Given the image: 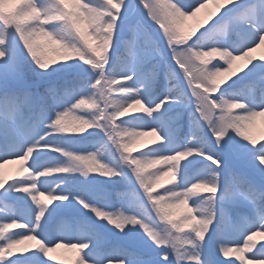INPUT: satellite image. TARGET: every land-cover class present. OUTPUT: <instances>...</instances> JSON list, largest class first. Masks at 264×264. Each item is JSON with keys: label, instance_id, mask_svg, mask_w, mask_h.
Wrapping results in <instances>:
<instances>
[{"label": "clouds", "instance_id": "1", "mask_svg": "<svg viewBox=\"0 0 264 264\" xmlns=\"http://www.w3.org/2000/svg\"><path fill=\"white\" fill-rule=\"evenodd\" d=\"M209 5L212 10L200 18ZM10 39L17 42L35 74L48 81L41 96L55 97L63 91L64 82L49 80L62 70L85 66L92 74L80 89L82 94L59 110L53 109L45 124L49 131L18 149L22 154L13 157L19 161L17 174H23L19 179L25 182L22 190L31 195L37 180L56 174L78 175L85 181L91 177L128 179L130 174L129 183L135 187L112 193L120 202L116 209L122 210L106 211L96 203L84 204V208L118 233L142 234L160 250L165 264H201V249L218 213L222 219L234 214L236 235L216 241L220 257L232 264H264V154L254 156L261 183L235 174L221 192L220 173L215 170L221 167V160L208 156L215 169L181 185V161L193 153L199 155L202 148L160 154L154 146L162 145L165 138L156 127L125 120L138 115L154 120L153 114L169 98L176 104L194 103V116L207 125L217 147L231 133L251 146L254 155L253 150L264 145V0H17L15 5L0 0V49L6 50ZM5 59V51H0V60ZM160 71L166 94L149 106L144 98L147 77ZM241 80L239 87L230 86ZM10 93L31 95L21 86L5 89L0 96ZM24 115L21 107L7 118L14 121ZM258 121L261 127L254 135ZM90 129L102 132L106 143L86 152L48 144L45 147L63 157L62 162H49L35 171L34 165L29 166L45 137L80 136ZM145 135L153 139L140 147ZM112 150L113 158L106 159ZM5 184L0 176V188ZM158 188L163 189L162 194ZM42 195L45 193L32 196L36 205L32 231L49 207L40 201ZM62 198L47 193L49 201ZM237 198L252 216L230 206ZM181 207L183 211H178ZM26 226L15 219L0 224V262L9 264L16 255L14 248L34 241L35 249L49 259L57 248L74 249V264H89L85 257L92 241L83 233L77 234L78 242L64 234V239L50 246L31 232L6 235L10 229ZM126 259L93 260L92 264H126Z\"/></svg>", "mask_w": 264, "mask_h": 264}, {"label": "rangeland", "instance_id": "2", "mask_svg": "<svg viewBox=\"0 0 264 264\" xmlns=\"http://www.w3.org/2000/svg\"><path fill=\"white\" fill-rule=\"evenodd\" d=\"M211 10L212 6L209 5V8L200 14V18H203V15L206 14L207 11ZM161 47H163L162 42ZM5 51L6 59L0 60V92H2V86H9V83H11L13 79L18 76L17 74H19L20 69L16 64L15 58L20 53L21 67L23 71L25 68L22 58V50L19 48L17 42L14 39H10L7 42V48ZM164 55L165 58H167L166 51ZM109 66L111 67V62ZM78 69V71L84 69H86V71L88 70L85 66H80ZM29 70L33 71L34 67L30 66ZM86 71H81V73H85ZM91 75L92 74L88 70V72L84 75L85 77L78 80V89L72 95V97L64 100L58 106L53 107L51 111L46 110L43 107L38 97L36 99L33 97L35 91L34 88L31 87L28 88L31 92L30 96L22 95L20 97L15 93H10L6 96H0V155L4 154L6 151L11 152L17 149H22L24 145L30 144L34 139H37L39 136L49 131L45 127V124L52 118L53 109L59 110L60 108L71 103L72 100H74L77 96L82 94L80 89L86 86V83ZM160 77L162 82H165L163 71H161ZM247 78L252 79L251 77H245V79ZM237 84H231L230 82V86ZM165 90L166 87L164 88V93L162 92L158 94V92H156L155 94L151 95L148 91V88H146L144 94L145 102L154 104L166 94ZM24 104L29 106L31 114L25 113L23 118L17 116L14 121H9L7 114L16 113L17 109L21 108ZM172 104L177 106V109H173L167 115V118L163 117V110L160 113L153 114L154 117H160L158 122L155 119L152 120L139 115L134 117H126L125 120H131L144 127H155L158 123L159 131L165 139L162 145H157L154 147L158 148L162 154H171L178 150H182L185 147L196 148L190 147L188 145L185 134L183 137H180V134L174 133V130L170 128L169 123L167 122L169 116L177 117L181 114L186 115V120L184 121L185 133L190 131L191 126L193 123H195V121L199 123V126L203 128V134L201 137H204L205 140L210 142L208 149L203 151L218 157L221 160V167L219 169H215V166L212 165L209 160L204 159L202 156L193 154L187 159L181 161V185L191 183L196 179L207 176L208 172L212 169H215L220 173L219 184L221 192L224 191L225 187L223 177L225 172L227 174H231V172L234 174H239V172H241L246 177L253 179L257 183L262 182L261 170L258 161H256L253 157L252 151H249L251 146H246L245 142L235 138L230 133L229 136L221 142V146L217 147L207 125H205L203 121H199L196 117H193L194 111L190 105H187L188 102L186 104ZM179 106L182 107L183 110H180ZM193 106H195L194 103ZM190 114H192L191 118H189ZM260 127L261 125L258 121L257 127L253 129L254 135ZM71 138L72 136L67 137L66 139ZM152 139L153 137L151 135H145L144 137H141L139 146L142 147L144 143H151ZM41 143H58L72 151L86 152L94 151L96 148L101 147V145L106 143V138L104 137V134L98 129H90L83 135L77 136L76 145L73 147H69L68 144L60 140L57 135L49 136L46 140L41 141ZM111 153L114 154V150H112ZM134 155H138V153H134ZM13 159L14 158L7 159L11 161L9 163H3L0 161V164H2V166H0V176L5 178L6 184L11 183L16 179H23V174H17L19 161L15 160L12 162ZM106 159H112V157L109 156V153H106ZM62 160L63 157H60L57 153L42 151L39 153H34L32 159L30 158L29 162L34 165L35 171L46 166L49 162H62ZM200 161H204L205 163H200ZM124 171L127 174V169H124ZM56 175L58 176V174ZM57 176L48 178L46 182H42L40 184V188L41 190H54L55 194L64 195L67 197V199L64 201L50 202L46 200L47 193H45L44 197H41V199L45 200V203L49 206L40 226V236L42 238L46 239L49 243H54L57 240L64 239V234H68V236L71 238V242H78L77 234L87 233L93 237L89 249L86 250L87 255L85 258L89 261V264H92L93 260L103 261L106 259L124 258L122 253H113V247H116V249H121V245L135 249V251L139 253L138 255H141L139 258L127 259L126 264H128V261H131V264H165V262L160 259V250L156 249L150 243H147L142 234L138 232L127 231L126 234L118 233L115 229L108 226L104 221L97 220L90 211L82 207L81 204L75 199L80 198L87 203H96L98 206L103 205L106 211L122 210L116 209L117 207H120V204L111 206V197L109 196H111V190H126L129 187H135L134 183H129L131 179L130 174H128V179L114 178L112 181H108L100 177H91L88 181H85L78 176L74 188L67 189H64L58 185L56 180ZM162 183H166V178L162 180ZM81 185H84L89 189L88 191L91 194V197L94 199L93 201L86 200V198L82 197L81 192L79 191ZM158 190L161 192V194L163 193V189L158 188ZM94 193L104 197L106 202H99L96 200ZM192 203H195V201H192ZM6 206L14 210V214L18 219L29 223L31 222L36 211V205L32 203L28 195L12 191L11 187L0 191V207ZM230 206L238 207L242 211L248 212L249 216H252L251 210L242 202H240L239 198H237L234 205ZM0 211L3 210L0 209ZM178 211H183V207L178 209ZM5 223H11V221L0 220V224ZM237 227L238 222L234 214L231 216H225L222 219L218 213L217 222L213 225L212 233L210 237L206 238L201 249V260L203 261V264H228L227 261L220 257L217 250V236L218 234L234 236L236 235ZM92 229L95 231H101L103 233L102 237L104 239H97V237L91 232ZM15 231H18V229H10L6 235H11V233ZM65 242H68V240L65 239ZM105 244H109L110 246H105ZM24 248L32 250L21 254ZM13 251L16 253V255L10 257L9 264H11V261L22 260L26 257V255L30 254L29 252L32 254L27 260V264H74L76 258L74 249L65 248H57L55 251L50 252V259L48 257H44L39 252V250L35 249L34 241H25L24 245L14 248Z\"/></svg>", "mask_w": 264, "mask_h": 264}, {"label": "trees", "instance_id": "3", "mask_svg": "<svg viewBox=\"0 0 264 264\" xmlns=\"http://www.w3.org/2000/svg\"><path fill=\"white\" fill-rule=\"evenodd\" d=\"M10 3H12L13 5L16 4L17 0H10ZM21 53L16 56L15 60H16V64L18 66V68L20 69L19 74H17L18 76L15 77L13 79V81L11 83H9L11 87H21V86H25L27 88H34V90H37V92L39 93H43L44 87L46 85V83L48 81H44L41 80L40 77H38L34 70L30 71L29 67L32 66L30 62H28L25 58L24 55L22 53V58L24 61V71L21 67ZM34 67V66H33ZM78 68H68L65 70H62L58 73H56L53 77H50L49 80H57L59 82H64L63 83V91L61 93H58L55 97H50V96H42V99L44 101V104L48 107L51 108V106L53 105V103L51 102L52 100H55V102H60L61 99L63 98H68L72 91L76 90L77 88V83L74 80L73 75L76 73H81V71H86V69L84 70H80L78 71ZM78 71V72H77ZM88 71V70H87ZM86 71V72H87ZM160 73L161 71L156 74L155 76H148V91H154L155 89H160L162 86V79L160 77ZM250 78H247L245 80H249ZM21 81L26 82L24 85H21ZM244 81L241 80L239 81V83L237 85L231 86L232 88L234 87H239ZM69 88H71V90H69ZM64 90H67L66 93H64ZM182 103V104H186ZM174 104H170L169 106L166 107V112L172 110L173 108L177 109V106H173ZM187 105H190L192 108H194V106H192V104H190L188 102ZM180 107V106H179ZM24 108H26L24 106ZM180 109H182V107H180ZM27 110V108L25 109ZM167 114V113H166ZM195 117V116H193ZM176 117V118H172L169 119V122L171 123V126L173 128H175L177 133H185V125H184V117ZM203 134V128H201L199 126V123H197V121H195V123H193L192 125V131L190 133H188V141H189V145L191 147H199L203 149H206L210 146V142L208 140H205L204 137H201ZM60 137V136H59ZM64 141H67V143H70L71 145L75 144V139L77 138V136H72L71 139H66V138H62ZM99 146V145H98ZM109 156H111L113 158L114 154L109 153ZM78 175H71V174H58V178H57V183L60 187H63L65 189L67 188H74V185L76 183V179H77ZM224 177V184L226 185L230 180H234L235 178V174L231 172V174H227L226 172L223 174ZM131 188H128L126 190H130ZM89 189L87 187H85L84 185H81V188L79 189V191L81 192V195L83 198H86V200H90L93 201L94 199L91 197V194L88 191ZM122 190V189H119ZM115 191L111 190V201L110 204L111 206H116L118 204H120V202L114 198L112 196V193ZM96 200H98L99 202H106V199L100 195H96L94 193ZM91 232L93 233L94 236L97 237V239H101L103 240L104 238L102 237V232L101 231H95L94 229L91 230ZM100 232V233H98ZM103 238V239H102ZM105 246H110L109 244H105ZM122 248L121 249H116V247H113V253L114 254H118V253H122V255L124 257H126L127 259L133 258V257H139L141 255H138V252L133 251L132 249H130L129 247H125L124 245H121ZM31 256V253L26 255V257Z\"/></svg>", "mask_w": 264, "mask_h": 264}, {"label": "snow or ice", "instance_id": "4", "mask_svg": "<svg viewBox=\"0 0 264 264\" xmlns=\"http://www.w3.org/2000/svg\"><path fill=\"white\" fill-rule=\"evenodd\" d=\"M0 51H5V50L4 49H0ZM5 56H6V51H5ZM162 99H163V97L161 99H159L158 101H156L154 104H149V106H154L155 104L159 103L160 100H162ZM172 103H174V101L172 100V98H169V100L166 101L161 106L160 111L157 112V113H160L164 109L165 105H169V104H172ZM149 119H151V118H149ZM155 120L158 122L160 120V117L159 116H156L155 117ZM155 127L159 131V124L158 123H157V126H155ZM46 139H47V137L44 138V140H46ZM44 140H42V141H44ZM45 145H48V144L41 143V141H40V144L37 146V148L34 151V153H39V152H42V151H49V148L48 147H45ZM186 148H189V147H185L184 149L178 150V151H184ZM158 151H159L160 154H162L159 149H158ZM174 153L164 154V155H173ZM253 153H254L253 157L255 155L264 154V145H258V147L253 150ZM21 154H22V150H18V149L15 150V151H11V152L6 151L4 154L0 155V161L7 160L9 158H13L14 156L21 155ZM193 154L198 155L197 153H193ZM199 156H202L204 159H206V157H208V156H212L213 159H216L217 158V157H215V156H213V155H211L209 153H205L204 151H201L200 154H199ZM209 161L211 163V160H209ZM29 166L30 167L32 166V164L30 162H29ZM47 179H48L47 177H41L39 180H37V182H36V188H35V190L32 191L31 195L29 194V192L27 190H22V185L25 182L22 181V180H19V179H16V180H14L11 183L5 184L3 188H0V191H3L5 189H7L8 187H11V190L12 191H15V192H18V193H22V194L28 195L31 201H32V196L36 195V193H39V192L48 193V192H50L51 195H53V196L63 197L62 199L56 200V201H64V200H66L67 199L66 196H64V195H57V194H55L54 190H41L40 184L42 182H46ZM156 186L159 187V184H157ZM44 196L45 195H42V196L39 197V199H40V201L42 203H45V200H42L41 199V197H44ZM75 199L77 200L78 203L81 204L82 207H84V204H87V202L84 201V200L81 203L80 201L82 199H80V198H75ZM46 200L49 201L47 199V196H46ZM50 202H55V201H50ZM0 209L3 210V211H0V220H3V221H11L12 222V220L15 219L18 223H23V224H26L27 225L25 228L18 229V231H15L16 233H19V234H28L29 232H31L32 235H36L38 238H40L41 240H43L46 246H50L51 245V243H49L46 239H44V238H42L40 236V226H41V222L43 220V217L46 214L47 209L44 211V215L41 217L40 222H39V225L36 226L35 231H32L33 225L35 224V215H33V218L31 220V222L29 223V222H25V221H22V220L18 219L15 216V214H14V210L10 209L7 206L6 207H0ZM86 210H88V209H86ZM5 224H9V223H5ZM83 234L86 235L90 240H92V238H93L92 236L88 235L87 233H83ZM234 236L218 234L217 239L218 240H230V239H233ZM25 252H28V251H23V252H21V254L22 253H25ZM40 253L44 257H46V255H48L46 253H42V252H40ZM26 262H27V258H24L23 260H17V261H15V264H26ZM0 264H5V262H0ZM201 264H203V261L202 260H201Z\"/></svg>", "mask_w": 264, "mask_h": 264}, {"label": "bare ground", "instance_id": "5", "mask_svg": "<svg viewBox=\"0 0 264 264\" xmlns=\"http://www.w3.org/2000/svg\"><path fill=\"white\" fill-rule=\"evenodd\" d=\"M15 161V159H13V161L12 162H14ZM17 162V161H16Z\"/></svg>", "mask_w": 264, "mask_h": 264}]
</instances>
